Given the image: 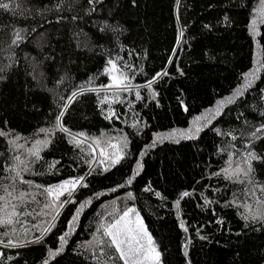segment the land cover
Segmentation results:
<instances>
[{
    "label": "trees",
    "instance_id": "16d2710c",
    "mask_svg": "<svg viewBox=\"0 0 264 264\" xmlns=\"http://www.w3.org/2000/svg\"><path fill=\"white\" fill-rule=\"evenodd\" d=\"M0 3L9 4L0 8V197L25 199L13 236L24 243L0 245V264H123L96 240L101 225L127 208L138 209L161 264H264V220L244 219L264 210V131L252 137L264 128V0ZM17 32L23 39L13 44ZM256 43L261 68L253 77ZM110 59L129 66L123 70L135 88L119 94L122 102L111 104L116 115L106 119L109 103L101 100L113 97L101 86L110 83ZM220 103L221 112L196 132ZM61 111L67 132L56 127ZM73 136L101 141L109 158L96 162L91 144L78 147ZM34 146L39 158L29 155ZM248 151L257 156L250 178L225 179L229 160L243 167ZM17 155L30 161L21 173L30 184L13 180ZM116 155L123 158L112 165ZM79 177V188L59 198L67 203L45 207L53 199L45 188ZM184 192L190 195L181 198ZM45 228L41 242L27 244ZM7 230L0 228L5 243ZM65 233L63 250L51 257Z\"/></svg>",
    "mask_w": 264,
    "mask_h": 264
},
{
    "label": "snow or ice",
    "instance_id": "6c2138e0",
    "mask_svg": "<svg viewBox=\"0 0 264 264\" xmlns=\"http://www.w3.org/2000/svg\"><path fill=\"white\" fill-rule=\"evenodd\" d=\"M93 0H89V3H92ZM0 8L8 9L9 4L7 3H0ZM255 26H256V20L252 21V29L253 34H255ZM182 35V33H181ZM23 37L20 35L19 32L16 33V39L12 41L13 44L18 43V41L22 40ZM109 67L105 69V74L109 75L110 83L108 85L101 86L104 89H112V97L113 99L109 101V98L107 95L104 96V98L101 100V103L108 102L109 103V113L110 115L106 116V119H111L113 116L116 115L114 109H112L111 104L112 103H119L122 102L120 99V93L121 92H132L134 86L130 83V77L126 74V72L123 70L124 68H128V65H124L123 68L118 65L116 60L110 59L108 61ZM161 73H158L157 76H160ZM163 75H167V73H163ZM253 77L255 76V70L251 74ZM247 79V77H246ZM154 81L150 80L145 85L147 88L151 89L152 83ZM251 86V80H248V83L245 87ZM89 91H96V89H87ZM82 94V93H81ZM241 94V89H237V95ZM77 93H73V97H75ZM155 96V93H153V97ZM135 98L137 100L141 99L140 92L137 90L135 92ZM232 98H229V102H231ZM65 109L67 108V105L64 106ZM64 112L61 111L59 115L56 117V127L60 131L67 132L68 130L63 127V124L61 123V118L63 117ZM200 117H197V120H199ZM201 129L197 127L195 129L196 132H199ZM43 131V130H42ZM264 131V128H258L256 132L252 133L253 139L259 138L257 137V133ZM0 135H3L2 132H0ZM79 136H84V133H79ZM175 133H168V134H162L158 136L159 140L164 139H172L175 137ZM188 138H191L189 136ZM18 139V138H17ZM233 140L236 139L235 136L232 137ZM71 143H75L78 147L80 144L83 143L82 140L77 139L76 136H73L70 140ZM157 141H153V146L155 145ZM14 144L15 142L12 141ZM48 143L47 140L45 141H37V145H46ZM94 144L100 145L101 141L94 140ZM107 143V146L112 149H117L116 144H112L110 141L105 142ZM127 146V143L125 141L124 147ZM90 148H92L93 152H95V148H93L92 145H89ZM246 148L250 147L249 145L245 146ZM29 155L34 156L36 158H39L38 149L34 146L32 149L28 150ZM100 157H106V153L103 148H101ZM143 155V153H142ZM122 156L116 155L115 159H112V165H115L116 163H119L120 159H122ZM257 159V156L254 152L248 151L246 155L243 158V164L242 167L240 164H237L235 168L231 166L232 162L231 159L229 160V167L226 169H223V175L224 178L227 180H231L233 182H240L244 183L245 179L250 178V175L253 171L252 169V161ZM14 160L18 163L12 167L9 168L10 172H14L15 176L13 177V180H19L21 183H31L30 181H24L22 179L21 173L28 170V165L30 161L27 159L22 160L19 155L14 157ZM95 160V157H94ZM94 160L86 161L89 165H91ZM99 163L103 164L104 159H100ZM140 165H137V168H139ZM105 171L108 170V168L104 169ZM243 177L244 179H241ZM83 180V177L75 178L72 180H66L61 184L54 185L47 187L43 190V192L49 196L52 197V202L50 204L45 205V207L55 208V207H62L63 203H67L68 201L59 202V198L61 195H64L67 193L69 196L74 192L78 185H81V181ZM128 184L132 183V180L127 181ZM39 187V186H37ZM131 195V194H129ZM157 196L160 195V193H156ZM190 193L184 192L182 193L181 198L189 196ZM15 200L16 202H12ZM0 201H3L4 203L0 205V228L8 229L7 231H4L2 235L4 237H7V243L4 242L3 239H0V245H3L4 247H19L22 246V243L24 242H18L17 240L13 239V236L16 234V229L14 225L19 222V217L21 215H24L25 213L20 209V205H22L25 202L24 194L20 193L18 196L14 197L12 192L7 193V199L5 197H0ZM180 201L177 200L176 206L179 209ZM83 207V205H81ZM250 209V206H247ZM30 214V213H28ZM135 214V215H134ZM58 215V213H57ZM134 215V218H133ZM55 219V216H53V220ZM75 219V217L73 218ZM244 219H252V220H264V210H257L255 212L249 211L248 215L244 216ZM54 226V225H53ZM181 227H184L183 221H181L180 224ZM101 228L103 229L102 232V238H99L96 240V243L98 245L103 246L105 243L109 247L114 248L115 252L118 254V259L123 262V264H159L160 261V253L155 245V242L153 241L152 236L150 233H148L146 226L143 223L142 218H140L139 214L136 212L135 208H127L123 211L121 215H119L117 218H115L112 222L101 225ZM49 229L45 228L43 229L41 236L37 237L34 241H28V243H39L42 241L43 233L47 232ZM26 231V230H25ZM185 231L187 229L185 228ZM69 235V233H65L63 236H61L59 239L61 241V246L56 251H50L49 255L51 257H54L56 255H59V253L63 250V245L67 242L66 237ZM106 238V239H105ZM185 255H187V246L185 245ZM45 264H47V261H45Z\"/></svg>",
    "mask_w": 264,
    "mask_h": 264
},
{
    "label": "rangeland",
    "instance_id": "374dc122",
    "mask_svg": "<svg viewBox=\"0 0 264 264\" xmlns=\"http://www.w3.org/2000/svg\"><path fill=\"white\" fill-rule=\"evenodd\" d=\"M251 33H252V35L255 37V35H256V30H255V34H253V30H251ZM259 57H260V53H259V49H258V45H257V43H256V48H255V56H254V63H255V66H254V69H253V72H254V70H255V74H256V72H258L259 71V69L261 68L260 67V62H259ZM135 88V87H134ZM137 88V87H136ZM239 89H241L242 90V85L240 86V88ZM101 90H105V91H113L112 89H104V88H101ZM239 95V94H238ZM237 96V92L232 96V100L235 98ZM222 105H224V103H220L217 107H215V108H212L211 110H209V111H207L205 114H204V118L202 119V122L200 123V124H195V127H202V126H204V125H207V124H209L210 122H211V118L213 119V118H215L220 112H221V107H222ZM205 119H207V121H204ZM221 134H223L222 133V131H219ZM82 140H86L85 138H81ZM87 142H89L92 146H93V148H95V161L97 162V161H99L100 159H107V158H109V155L107 154L106 155V157H100V155H99V153H100V150H101V148H99L96 144H94L93 142L91 143L90 141H88V140H86ZM79 188V185L77 186V188H76V190ZM75 190V191H76ZM74 191V192H75ZM62 196V195H61ZM136 209V212L139 214V216H140V218H141V215H140V213H139V211H138V209L137 208H135ZM135 215V214H134ZM134 215H133V218H134ZM143 223H144V221H143ZM144 225H145V223H144ZM146 226V225H145ZM147 228V227H146ZM148 231V230H147ZM148 233H149V231H148ZM151 235V234H150ZM153 238V237H152ZM153 241L155 242V245H156V247H157V249H158V251H159V247H158V244L156 243V241H155V239L153 238ZM27 244H31V243H27ZM161 262H162V260H161V256H160V261H159V264H161Z\"/></svg>",
    "mask_w": 264,
    "mask_h": 264
}]
</instances>
